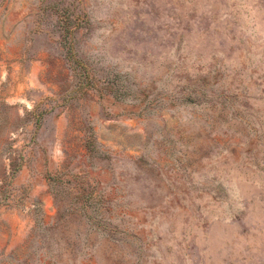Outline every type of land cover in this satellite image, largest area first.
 Here are the masks:
<instances>
[{"label": "rangeland", "instance_id": "1", "mask_svg": "<svg viewBox=\"0 0 264 264\" xmlns=\"http://www.w3.org/2000/svg\"><path fill=\"white\" fill-rule=\"evenodd\" d=\"M0 264H264V0H0Z\"/></svg>", "mask_w": 264, "mask_h": 264}, {"label": "crops", "instance_id": "2", "mask_svg": "<svg viewBox=\"0 0 264 264\" xmlns=\"http://www.w3.org/2000/svg\"><path fill=\"white\" fill-rule=\"evenodd\" d=\"M6 34L8 35V31H6ZM7 35H6V36H4V37H8ZM7 39H8V38H7ZM5 43H7V41H5Z\"/></svg>", "mask_w": 264, "mask_h": 264}]
</instances>
